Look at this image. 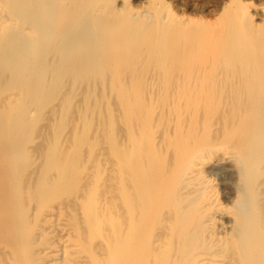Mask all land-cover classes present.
<instances>
[{
    "label": "bare ground",
    "instance_id": "6f19581e",
    "mask_svg": "<svg viewBox=\"0 0 264 264\" xmlns=\"http://www.w3.org/2000/svg\"><path fill=\"white\" fill-rule=\"evenodd\" d=\"M0 264H264V0H0Z\"/></svg>",
    "mask_w": 264,
    "mask_h": 264
},
{
    "label": "rangeland",
    "instance_id": "374dc122",
    "mask_svg": "<svg viewBox=\"0 0 264 264\" xmlns=\"http://www.w3.org/2000/svg\"><path fill=\"white\" fill-rule=\"evenodd\" d=\"M188 13L190 15H193V12L191 11H189ZM210 166H212V168H210L209 171L212 180H214L217 193H219V199H221L222 203H224V206L230 207L231 204L228 202L226 203L225 200L228 197V192L230 188L229 185H232L234 183L231 177L228 176L229 174L234 172L232 163L228 159L226 160L225 158L219 157L217 159H214L213 161H210L209 167ZM233 198L234 197H232V199ZM230 219V217L226 218V216L224 217V215H219L218 220L220 230L229 231L231 227Z\"/></svg>",
    "mask_w": 264,
    "mask_h": 264
}]
</instances>
